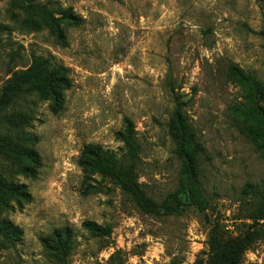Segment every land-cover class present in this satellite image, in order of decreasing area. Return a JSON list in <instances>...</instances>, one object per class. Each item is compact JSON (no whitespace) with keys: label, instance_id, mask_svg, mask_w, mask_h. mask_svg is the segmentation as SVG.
Returning <instances> with one entry per match:
<instances>
[{"label":"rangeland","instance_id":"1","mask_svg":"<svg viewBox=\"0 0 264 264\" xmlns=\"http://www.w3.org/2000/svg\"><path fill=\"white\" fill-rule=\"evenodd\" d=\"M34 63L58 98L24 84L0 110V139L37 154L0 155L25 193L0 204V264H207L213 235H242L264 209L247 115L252 86L264 110V0H0V95ZM177 111L203 148V207L182 189ZM106 163L133 166L153 213ZM261 228L241 264H264Z\"/></svg>","mask_w":264,"mask_h":264},{"label":"trees","instance_id":"2","mask_svg":"<svg viewBox=\"0 0 264 264\" xmlns=\"http://www.w3.org/2000/svg\"><path fill=\"white\" fill-rule=\"evenodd\" d=\"M261 2V0H257ZM60 79L54 72H49L45 68L40 67L38 64H32L27 70L13 74L12 78L7 81L0 95V110L8 107L17 93L20 91L21 86L29 83H39L40 90L44 91L47 95L52 96L53 99L58 98V82ZM258 85V84H257ZM263 90L258 86H252L248 102L249 107L247 110L248 117L257 122V126L250 129V133L264 138V110L258 104L259 96ZM176 127L175 139L177 143V155L183 161V179L182 189L187 195L198 205L203 207L205 200L202 194L200 183L199 163L197 160L198 153L203 151V148L195 140L194 133L191 132L185 124V119L181 116L179 111L175 114ZM14 149L15 155L23 156L32 162L35 161L37 156L36 152L20 146L11 145L9 142L0 139V155L5 150ZM101 157L95 158V163H100ZM111 173L118 180L121 186L134 197L139 207L146 211L153 213L152 202L144 197L140 187L134 181V168L128 166L126 168L114 165L112 163L105 164ZM23 167L21 171H24ZM24 186L12 185L4 182L0 177V204L5 203V197H18L24 196L25 193L20 191ZM252 224H249L248 229L242 234L228 240L217 242L215 235H213L210 243V255L208 256L207 264H241L244 252L252 247L257 240L260 239L261 227L258 220H264V209L260 210L258 214L251 216ZM203 260H198L194 264H202ZM107 264H124L122 257L119 253L110 256Z\"/></svg>","mask_w":264,"mask_h":264}]
</instances>
